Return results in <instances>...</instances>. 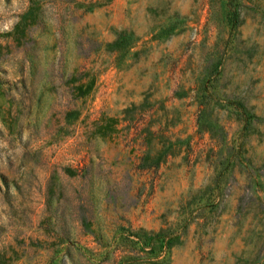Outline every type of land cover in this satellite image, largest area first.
Returning a JSON list of instances; mask_svg holds the SVG:
<instances>
[{
    "label": "rangeland",
    "instance_id": "rangeland-1",
    "mask_svg": "<svg viewBox=\"0 0 264 264\" xmlns=\"http://www.w3.org/2000/svg\"><path fill=\"white\" fill-rule=\"evenodd\" d=\"M34 1L17 33L0 0L2 264H145L184 224L165 264H264V0ZM201 123L243 142L217 194Z\"/></svg>",
    "mask_w": 264,
    "mask_h": 264
},
{
    "label": "trees",
    "instance_id": "trees-1",
    "mask_svg": "<svg viewBox=\"0 0 264 264\" xmlns=\"http://www.w3.org/2000/svg\"><path fill=\"white\" fill-rule=\"evenodd\" d=\"M109 0H80L78 4H84L86 8H89L91 5H95L98 3H105ZM36 1L29 0V5L27 8L20 14L18 24L15 26L16 31L22 32L24 26L35 20L38 17V10L36 11L35 7ZM233 17H237L238 13L236 9L232 8ZM17 38V37H16ZM131 39L129 34L120 35L118 34L116 38L112 41L108 42L106 45L120 54L124 52L125 48L128 46L127 40ZM1 46V45H0ZM90 82L87 83H77L74 84L73 90H76L78 95L87 91L89 88ZM208 99H204L201 103V107L199 108V112H205L207 108ZM233 106L240 113H244L246 107L242 100H236L233 102ZM248 122L246 123V125ZM201 130L209 132L210 137H215L216 143L215 146L217 150L213 155L207 154V162L213 164L212 175L210 177L209 183L206 184L203 190L211 189L214 190L215 194L221 191V184L225 181L228 171L232 168L234 157L236 156L239 147L243 144L242 140H238V143H228L223 142L224 138L217 134L214 135L210 133L211 127L208 123H201ZM225 132V131H224ZM220 135L222 133L219 132ZM216 203H211V209H216ZM240 207V204H237L236 210ZM185 224L181 226V230L173 229L172 227L160 226L156 230H148L143 231L145 234L144 242L148 245L149 252H153V255L145 257V264H165L163 262V258L159 257L161 253L157 251V248L169 249L172 245L178 243L180 241L181 233L184 232ZM156 251V253H154ZM13 256L17 254L15 250L12 251ZM12 255H9L11 257ZM5 257H3V253L0 252V264L5 263Z\"/></svg>",
    "mask_w": 264,
    "mask_h": 264
}]
</instances>
